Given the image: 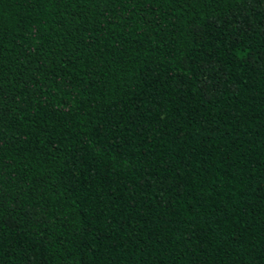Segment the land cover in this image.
<instances>
[{
    "label": "trees",
    "instance_id": "obj_1",
    "mask_svg": "<svg viewBox=\"0 0 264 264\" xmlns=\"http://www.w3.org/2000/svg\"><path fill=\"white\" fill-rule=\"evenodd\" d=\"M0 264H264V0H0Z\"/></svg>",
    "mask_w": 264,
    "mask_h": 264
}]
</instances>
